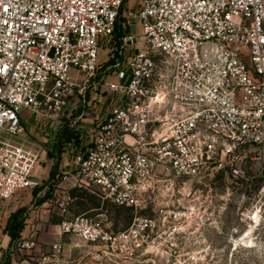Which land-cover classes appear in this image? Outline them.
<instances>
[{
  "label": "built area",
  "instance_id": "1",
  "mask_svg": "<svg viewBox=\"0 0 264 264\" xmlns=\"http://www.w3.org/2000/svg\"><path fill=\"white\" fill-rule=\"evenodd\" d=\"M107 44L111 76L88 101L98 112L84 148L64 144L59 229L109 264H158L176 232H204L207 217L225 215L248 157L264 171V0H0V235L12 214L3 201L41 185L40 155L13 139L26 132L23 111L61 125ZM85 183L130 209L131 224L68 216L69 190ZM253 199L232 227V250L257 248L264 264V183ZM248 231L259 245H245ZM53 249L59 259L61 244Z\"/></svg>",
  "mask_w": 264,
  "mask_h": 264
},
{
  "label": "rangeland",
  "instance_id": "2",
  "mask_svg": "<svg viewBox=\"0 0 264 264\" xmlns=\"http://www.w3.org/2000/svg\"><path fill=\"white\" fill-rule=\"evenodd\" d=\"M121 20L123 21L124 18L121 17ZM108 45H105L101 50L100 60L102 66L95 82L94 80L90 81L86 89L82 90V93L78 92V95L71 100L72 106H70L69 111L65 113L67 119L72 121L76 131V136L71 140L72 143L81 144L82 140L86 139L85 134L83 135L82 132L86 129L84 121H87V118L91 117L89 112H91L92 108L88 103L90 97L95 93L105 95L106 86L104 80L111 76V71L107 68L111 64L107 60L109 55ZM115 46L116 44L113 43L111 49H114ZM22 116H24L23 113ZM43 121L40 120L44 125L45 122ZM48 123L50 126L54 124L51 121H48ZM56 127L55 125L54 128ZM20 138L21 136L13 137L17 141H20ZM58 156L55 155L53 158L46 157L44 160H41L39 164L41 167H39L36 173L38 179L41 181L39 187L20 190L10 199L3 201L4 210L7 213H12L16 204L19 203L28 209L29 216L32 212L40 210L42 203L48 202L46 208L49 207L52 210L50 220L55 223L60 221L61 215L55 203V200L59 196L48 184L50 171L58 162ZM245 162L247 169V179L245 181L248 182L244 181L235 190L234 194L230 196L225 215L221 219L207 217L206 230L204 232L195 230L194 227L185 232H176L173 236L177 245L174 247L171 245H159L158 264H258L260 252L257 248L247 249L241 244L238 251L232 250L233 238L236 237L232 231V227L237 223L236 220L240 219V212L245 211L246 208L256 203L253 197L257 189L264 183V171L262 167L253 161L251 157H248ZM228 183L229 181L225 178L219 179L217 184L218 191L225 194ZM69 192L73 198V202L69 207L68 216L89 212V214L97 217L99 221L115 230L127 227L134 220V213L130 209L118 207L111 202L103 201L95 188L88 183H85L82 187H73ZM44 196L47 197L46 200L38 203ZM222 203L224 204V202ZM196 220H199V218ZM220 220H222L220 223L221 227L218 229L216 222H220ZM179 221L182 225L183 219ZM239 224L245 230V224L242 225L241 222ZM240 234L241 232L237 235ZM166 236L164 235V237ZM247 237H250V235L247 234ZM258 241L252 245H259ZM250 259L252 262L249 261Z\"/></svg>",
  "mask_w": 264,
  "mask_h": 264
},
{
  "label": "crops",
  "instance_id": "3",
  "mask_svg": "<svg viewBox=\"0 0 264 264\" xmlns=\"http://www.w3.org/2000/svg\"><path fill=\"white\" fill-rule=\"evenodd\" d=\"M91 108V112H89L91 117L84 121L86 128L90 125L92 116L98 112L92 106ZM101 109L102 106L99 107L100 111ZM23 115L22 119L26 125V132L19 140L37 152L41 160L46 157L53 158L49 155V151L55 153L53 150L60 120L54 118V116H41L30 110L23 111ZM39 119L44 120L45 124L43 125ZM48 121L54 124L50 126ZM55 125L56 128H54ZM85 132L86 130L82 134L84 135ZM86 140L83 139L81 144L72 143L70 147L73 149L84 148ZM63 160L64 152H62V158L58 165L59 169L64 166ZM39 167L41 166H38L37 170H39ZM22 206V204H16L14 211ZM46 206V203H42L40 210L29 214L26 225L21 232V237L13 245L10 244L11 237L6 232L0 235V264H109L89 255L90 247L79 243L75 236L61 234L60 221L55 223L50 220L52 210L46 208ZM19 241L20 243L34 241L35 245L31 247L22 246L18 244ZM56 243L62 246L59 259L53 257V245Z\"/></svg>",
  "mask_w": 264,
  "mask_h": 264
},
{
  "label": "trees",
  "instance_id": "4",
  "mask_svg": "<svg viewBox=\"0 0 264 264\" xmlns=\"http://www.w3.org/2000/svg\"><path fill=\"white\" fill-rule=\"evenodd\" d=\"M121 21V18H120ZM117 37L121 35V31L117 29L116 32ZM114 60H111L109 62H113ZM100 74V73H99ZM76 136V131L74 129V125L72 124L71 120H68L66 116L62 118V124L59 126L57 133H56V142L54 147V152L49 151L50 156L59 155L58 162L52 167L48 179V184L51 186V189H54L57 183L60 181L61 174L58 170L59 162L62 158V152L64 150V144L66 142H71V140ZM46 196H44L42 199L38 201V203H42L46 200ZM28 218V209L26 207L22 206L15 210L6 225V233L11 237L10 244L13 245V243L18 240L21 237V232L24 229L26 225V221Z\"/></svg>",
  "mask_w": 264,
  "mask_h": 264
},
{
  "label": "bare ground",
  "instance_id": "5",
  "mask_svg": "<svg viewBox=\"0 0 264 264\" xmlns=\"http://www.w3.org/2000/svg\"><path fill=\"white\" fill-rule=\"evenodd\" d=\"M249 235V231L247 232ZM247 234L243 236V242L246 243L247 245H252L253 244V239L251 237H247ZM237 245V243H236Z\"/></svg>",
  "mask_w": 264,
  "mask_h": 264
}]
</instances>
